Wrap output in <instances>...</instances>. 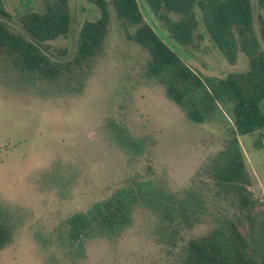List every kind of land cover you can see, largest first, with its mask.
I'll use <instances>...</instances> for the list:
<instances>
[{
	"label": "rangeland",
	"instance_id": "rangeland-1",
	"mask_svg": "<svg viewBox=\"0 0 264 264\" xmlns=\"http://www.w3.org/2000/svg\"><path fill=\"white\" fill-rule=\"evenodd\" d=\"M3 1L10 17L0 20L54 61L73 56L81 26L99 15L85 0H68V35L39 43L26 34L18 17L41 12L43 0ZM137 1L145 22L198 75L225 78L248 70L242 53L234 65L225 60L207 35L198 10L202 40L182 50L146 4ZM251 5L264 50L260 35L264 12L256 0ZM147 60L145 51L126 40L113 12L104 53L79 93L51 96L45 86L30 87L0 59V204L18 222L12 243L0 251V264H175L177 249L158 242L156 220L143 209L135 211L132 225L118 238L88 240L84 257L75 261L57 240L38 242L54 233L61 220L86 211L129 180L150 179L173 192L183 190L222 148L232 125L189 122L159 85L144 78ZM108 120L132 136L146 138L145 153L136 157L118 149L103 129ZM237 138L249 190L264 208V150L257 146V134ZM207 227L202 223L182 231L179 245L204 234Z\"/></svg>",
	"mask_w": 264,
	"mask_h": 264
},
{
	"label": "trees",
	"instance_id": "trees-1",
	"mask_svg": "<svg viewBox=\"0 0 264 264\" xmlns=\"http://www.w3.org/2000/svg\"><path fill=\"white\" fill-rule=\"evenodd\" d=\"M98 10L77 36L73 56L54 61L31 40L11 32L0 20V59L8 70L30 87L45 86L50 95L79 93L94 63L104 53L113 12L128 42L148 55L143 76L159 85L164 97L194 124H231L220 150L200 166L190 184L179 192L150 179H133L86 211L61 220L42 244L57 240L71 261L85 255V243L95 238H118L143 209L156 220L158 242L177 249L175 264H264V208L249 190L238 136L257 134L264 150V50L254 29L251 0H142L167 31L178 49L190 50L202 40L201 22L225 60L234 65L237 54L248 59V70L225 78L200 76L188 67L147 24L137 0H85ZM264 12V0H256ZM41 12L18 17L26 34L39 43L68 35L71 15L68 0H43ZM0 16L10 14L0 0ZM264 42V25L260 20ZM108 139L131 156H142L148 145L124 126L106 121ZM204 234L179 245L181 233L198 224ZM17 219L0 204V251L10 245Z\"/></svg>",
	"mask_w": 264,
	"mask_h": 264
}]
</instances>
